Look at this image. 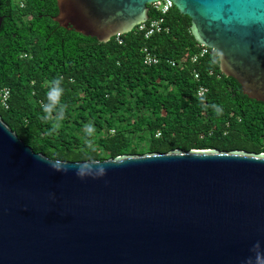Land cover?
Returning <instances> with one entry per match:
<instances>
[{"label": "water", "instance_id": "95a60500", "mask_svg": "<svg viewBox=\"0 0 264 264\" xmlns=\"http://www.w3.org/2000/svg\"><path fill=\"white\" fill-rule=\"evenodd\" d=\"M157 1L57 0L54 20L105 43L147 23ZM171 1L221 72L264 103V0ZM258 252L264 153L56 161L0 117V264H249Z\"/></svg>", "mask_w": 264, "mask_h": 264}, {"label": "trees", "instance_id": "16d2710c", "mask_svg": "<svg viewBox=\"0 0 264 264\" xmlns=\"http://www.w3.org/2000/svg\"><path fill=\"white\" fill-rule=\"evenodd\" d=\"M149 9V21L163 19L168 32L146 39L136 28L121 44L101 43L61 27L57 0H0V90L10 92L8 108L0 100L3 122L36 153L64 162L174 150L264 153V103L221 72L217 52L192 62L200 45L189 16ZM145 48L159 64H145ZM58 78L63 117L60 105L44 111Z\"/></svg>", "mask_w": 264, "mask_h": 264}, {"label": "built area", "instance_id": "2783aa9c", "mask_svg": "<svg viewBox=\"0 0 264 264\" xmlns=\"http://www.w3.org/2000/svg\"><path fill=\"white\" fill-rule=\"evenodd\" d=\"M153 6L157 10H159L163 15L168 14L175 7V5L172 3L171 0H159L155 2ZM163 22H164L163 19L148 21L147 23L138 26L137 29L141 32H145L146 39H150L156 33H161L163 31H167V32L169 31L168 29H164ZM120 36L121 35H118L116 38L121 44L122 42L120 40ZM198 49H199V52L191 58L193 63H196L199 61V59L204 58L215 52L214 50L208 47L202 46V45H200ZM143 52L145 54L144 62L146 65L152 66V65H157L160 63V58L155 53L151 52L148 48H145ZM171 65L176 66V62H171ZM195 78L199 79L198 73L195 74ZM206 93H207V89L204 87H201L199 90V96L202 97ZM9 97H10L9 90H0V100L3 106L6 108L9 107L8 106Z\"/></svg>", "mask_w": 264, "mask_h": 264}, {"label": "clouds", "instance_id": "9594fccd", "mask_svg": "<svg viewBox=\"0 0 264 264\" xmlns=\"http://www.w3.org/2000/svg\"><path fill=\"white\" fill-rule=\"evenodd\" d=\"M62 78L55 79L52 84L55 85L51 88V91L48 93V100L49 103L44 105V111L48 114H51V112L56 108L57 105H60V116L63 117L64 111L67 108V105H63L60 102V97L63 94V89L59 87V84L61 83ZM215 107V106H214ZM217 115H220L222 110L217 108ZM86 130L89 134H91L94 129L91 124L86 125ZM256 247H259L258 245ZM249 264H264V252H258L254 259L251 258L249 261Z\"/></svg>", "mask_w": 264, "mask_h": 264}]
</instances>
